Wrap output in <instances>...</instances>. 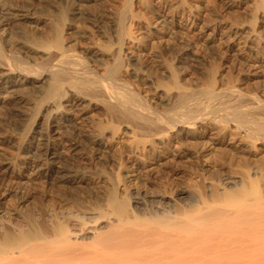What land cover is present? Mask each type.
I'll use <instances>...</instances> for the list:
<instances>
[{
	"label": "bare ground",
	"instance_id": "1",
	"mask_svg": "<svg viewBox=\"0 0 264 264\" xmlns=\"http://www.w3.org/2000/svg\"><path fill=\"white\" fill-rule=\"evenodd\" d=\"M66 1L68 2L69 7L59 5L58 13L53 17V19L50 21V18L49 22L43 21L44 25L49 26L50 28H48L49 34L46 33V35L40 33L38 31L39 27H35L34 31L23 33L25 40H22L23 38H21L22 43L26 41L27 43L25 44H29L24 47L27 50L40 49L44 52L46 51L48 55H50V52H56L55 55L58 56L57 63L55 65L51 64L52 67L50 66L49 68H45L47 66L45 65L43 66L44 70L40 71V67H38L40 70L36 68L33 69V65H31V63L29 66L28 63L25 64L22 62L25 61L23 60L24 57L23 59L18 60L23 63L22 65H26L22 66L24 71L32 73L29 74L30 76L33 75V80H30L31 82H41L43 84L41 89L39 85H34V87L37 88L38 93L40 92L39 94L43 93L37 103L39 106L38 109L40 110L42 103L46 104L45 101L49 100L50 104H47V108L50 109L49 112H53L52 116L57 115L60 112L63 113V116L60 119H56L55 116L53 118V122L56 124V128H64V132H69L65 138V142L68 143L69 151H73L75 149L77 150L78 147L80 148L84 144L88 147L90 152L99 156L98 162L99 159H101L100 161H103L102 165L99 166L100 172L98 173L103 177L102 180L104 184L102 186V191H104V196L103 194H101L102 197L94 195L91 190L93 187L86 186L89 192L87 193L88 198L90 199L89 201H91L89 203L97 209L96 212H93L95 209H92L93 211L89 214L86 212L78 213L77 210V213H74L75 210L59 212L52 218L51 215L47 216L44 223H42L44 220L39 222L34 217H32V220L30 219V222L28 221V223H23V221L19 220L20 215L18 213L12 214L10 212L9 206L11 205H6V202L4 203V201L0 200V264H264V158L260 161L261 164H257L258 160H256V158H252L258 151L264 152V118L258 119L254 116L256 111L260 110L264 104H260L257 106L258 108H256V106L251 107L247 111L239 110L237 106H233V109L225 116L219 117V119L210 118L209 115L199 113L198 111L192 109V107L187 106L188 98L184 94L185 92H180L183 86L181 87V84L177 81L180 78L176 79L175 70L173 67H169L165 71V77H167V79L168 77L171 78V80L169 79L170 81L168 80L169 82L163 81L164 73L162 74L163 77L160 76L158 78L159 80L156 77L159 84L158 87L163 86L161 95H158L159 98H161V101L159 99V105H170L172 103H170L172 98L177 96L179 97L182 107L185 108L183 109L184 112L179 111L180 113L174 112V114L169 115L163 114L160 110H158V103L156 105L157 107L152 105V100H146L140 92L135 91L132 88L133 86L131 87V84L128 81L129 78H132V80H139L144 77H140L141 75H138L141 72L138 73L137 67L140 66V60L136 57L137 54L134 57L126 52V41L133 33L130 31L132 29L129 30L130 19L135 17V15L137 16L133 7L143 5L147 1L123 0V5L120 4L123 6V10L121 12L119 11L120 15L116 20H111L110 22V27H113L112 33H114L112 38L114 40V45H112L115 47L114 50H111V44L113 43L110 41L112 39H109L104 44L99 45L100 48L96 51L89 49L90 51L86 52V54L82 52L85 56H80V54L74 52V50L71 52L73 54L76 53V55L73 56L71 53L67 54L68 47L66 46V43L68 38H70L68 36L74 37L77 35H72L74 33L76 34L75 30V32L71 30V33H69L70 35L67 36L65 33L67 34L66 27H68L67 25H70L69 22L76 19H85L83 12L76 5H81L82 3L86 4L92 0ZM258 1V5H255L256 8L253 9L250 14L249 23L247 22L248 25H246V27L243 26L244 28H236L234 25L232 26L224 21H221V19L217 20L220 25H222L221 34L219 32V35L221 36L222 33H225L224 36H226V41H223L227 42L228 40V49L238 55L241 64H246V62H250L252 60L257 63L264 62V55H257L260 48L264 50V36L262 37L261 34V32H264V0ZM156 10L157 11L155 13H157L158 18L161 19L159 20L163 24L167 25L171 23L166 17L169 13L166 12L167 14H165L163 9L160 7ZM1 17L0 25L2 26L7 25L2 21H8L13 17H18L17 19L20 21L33 19L31 21H34L37 24L41 23L37 18H30L27 15L19 16L17 14L13 15L12 13H5L1 14ZM180 18L182 19V17ZM90 20V18L86 19V21H88L91 25L95 23L94 20ZM194 21L190 33H185L187 34L186 37H190V39H194V37H196L195 35L204 31L203 29L205 23L203 21ZM24 26H26V24H23V27ZM42 26L43 25H41V27ZM84 26L85 25H83V27ZM4 30L5 28L2 29V31ZM80 31L81 30H79V32ZM171 31L173 32L174 30ZM1 34L2 32H0V92L3 91L10 95L11 92L16 91L17 88L14 89V87L19 85L14 78V72L16 70L12 68L15 64L18 67V63L16 62L12 65V63H9L10 61L8 62L3 49L5 38H3ZM79 34L80 37H86V34L83 32H80ZM93 35L96 36L95 34ZM74 41L76 42V40ZM248 50L254 51L255 54L246 56V54H248ZM11 54L12 53H10V55ZM15 54L17 55V53ZM19 56L21 55H18L17 57L20 58ZM46 56L47 55H45V57ZM108 58L110 61L105 63L106 69L104 67L107 79H105V81L101 79V77H98L99 75L96 74L95 68L92 67V63L90 62L93 61L94 63L102 64ZM185 58L183 59L185 60ZM13 59L11 61H13ZM2 60H4V63H2ZM47 60L49 61V59ZM10 64L12 65L11 67ZM39 64L36 63L37 66H39ZM48 64L50 65V63ZM76 65H79L81 69L83 67V69L87 70L82 73L79 71L80 69H77V67L75 69ZM250 65L252 66V63ZM22 67H19V69H22ZM159 67L160 66H158V69ZM144 70H147L146 67ZM18 71L16 72L18 73ZM140 71L143 72V69ZM149 72H151V70ZM215 72H211L208 86L205 91V94H207L210 99L216 98L219 95L215 89L217 80L215 78ZM147 75L145 74V76ZM28 76H25L26 78L24 79H30V76ZM150 77H152V74ZM144 79L146 80L149 78ZM152 79L150 78V80ZM165 79L166 78H164V80ZM152 81H150V83ZM154 84L155 83H153V85ZM65 86H68V88L72 91V93H69L70 95L68 96H66V93L68 92L64 91ZM172 88L176 89V91L179 90L180 93L173 91V93H177L176 95H173L170 91ZM28 89L26 90L28 91ZM154 91L156 92V90ZM26 93L28 96V92ZM80 95L84 97L87 95L88 99L91 98L96 101L93 106L100 108V113L98 114H102L103 119H101V121L96 124L94 128L92 126L87 130L79 129L75 125L76 123L74 124L73 120L70 117H67L63 110L64 105L61 100L67 99V102L72 101L76 103L79 102L78 96ZM33 96H35V94ZM236 96L239 99L238 93H236ZM231 99L233 100L230 102L228 100L230 104H232L231 102L233 101L236 102L233 97H231ZM82 105L84 106V104ZM211 110L213 109L211 108ZM57 111L59 112L56 114ZM208 119L211 120V123L209 124H216V126L222 125L223 127L225 126L224 128L232 126L231 128H234L233 130L242 134L243 138L246 139L244 141L246 143L244 144V142H242L244 145H242L238 151L236 150L237 152L234 154L237 155V153H242L244 155L245 158L241 156L243 161L242 166L246 169L247 174L246 176L238 178V176L236 177L229 172L218 171L213 173L215 176L213 183L211 182L210 184L205 185L207 190L210 192L209 197L200 195L199 199L195 200L192 204L190 202H186L191 196L187 187L177 183L174 179H172V175L177 171H180V169L183 170L182 168H175V160L178 158H185L189 155L185 151L186 148L184 146H186L187 141L184 143V140L193 137L194 134L199 131L206 133V125L204 127V124L207 123ZM90 120L95 119L91 118ZM30 123L31 122H29V124ZM122 124L125 125V130H128V132L131 133V138L133 137V141L131 140V144L129 143L125 151H127V154L130 155V157H127L132 158L134 168H130V166H128L125 162L123 157L124 152H118V154L114 156L117 159L114 160L113 157L109 155L110 151L108 152L106 150L108 147H105L104 144L105 138L103 135L106 134L104 131L109 128V134L111 132L115 133L119 130L118 128H120V125ZM111 129L113 131H111ZM220 130L221 129H219V131ZM222 131V133H224V129ZM23 133L21 135H23ZM173 133H175L178 137V142L176 147H174L172 143V148L168 140L169 135H173ZM113 135H116V133ZM26 139H28V137ZM43 139L45 140L44 146H41L40 143V146L37 144L32 145V139L30 141L27 140L29 142H26L25 138L23 139V141L25 140L26 142L24 148L26 151L25 155H27V158L31 159V161H34L37 164L40 163V169L43 170L41 171V175L51 178V176L53 177V174H55V179L66 183H74L77 179L86 183L87 179L83 178V174H86L89 171L82 174L81 170H79V165V168L76 171H74L76 167L75 169L72 168L74 169L72 171H68L67 169L65 170L64 167H62L63 169L55 167L59 157L57 150H54L53 146H51L48 137ZM112 141H114V138ZM191 142L192 141L188 143ZM5 143L7 145L11 144L10 141H5ZM200 144H203L204 146V143ZM200 144H198V146ZM192 145L197 144L194 143ZM203 146H201V150L205 149H202ZM116 150L119 151L118 149ZM113 152L115 151H112V153ZM116 153L117 152H115V154ZM200 153L199 156L197 154V160L202 156ZM127 154L125 153V155ZM140 155H142L144 159H142ZM170 156L175 159L173 162L174 164L170 163V158L168 159L169 161L167 160ZM222 156H224V153ZM196 158L193 157V159ZM199 160L202 161V158H199ZM11 162L12 161H0V180L6 181L7 184L9 182L12 184L20 177L30 179L28 176L23 175L22 177V175L14 172L15 166L14 163ZM182 162L186 161L183 160ZM149 163L156 164L158 166L159 174L155 176L154 180L157 182L154 181L156 186L152 188V191H148L151 188L148 185V188H146L145 191H142L141 188L143 185L145 184L144 186H146L145 181H149L153 177H148L143 174V167L146 168L150 165ZM200 164L201 165H198L199 168L197 167L196 170L198 169L199 172L201 171V174L204 172L205 174L209 173V171L207 172L208 168L206 167V164ZM109 166L111 167L109 168ZM148 170L149 168L147 171ZM92 171L95 172L94 170ZM96 173L93 175H96ZM133 179H135L136 184L132 182ZM5 191L6 196H16L19 193H17L18 190L15 191L12 186L10 187V185L4 189V192ZM102 191H99L98 193L100 194ZM166 193L171 196H164ZM3 194L5 195V193ZM71 203L74 204V202ZM81 204H84L83 200L79 201V206ZM180 204L182 206H180ZM83 208L81 207L82 211ZM70 209H73V207ZM34 212L36 213V211ZM32 214L34 215L33 212ZM32 214L29 213V216Z\"/></svg>",
	"mask_w": 264,
	"mask_h": 264
},
{
	"label": "rangeland",
	"instance_id": "2",
	"mask_svg": "<svg viewBox=\"0 0 264 264\" xmlns=\"http://www.w3.org/2000/svg\"><path fill=\"white\" fill-rule=\"evenodd\" d=\"M146 1L148 2V4L146 2L143 5L133 7L134 12L135 11L137 12V13L135 12V14H137V16L135 15V17L131 18L130 19L131 21L129 22L130 25L128 24L129 30L132 29L130 31H131V33L132 32L133 33L130 35L131 37H128L129 40L127 39V41H126V52H128V54H130V55H133L134 57L137 54L136 57H138L140 60V64H139L140 66L137 67L138 73L139 72L142 73V74L139 73L138 75H141L140 77L144 76L143 78H141L139 80L135 79L136 81L134 79L132 80V78L128 79L129 83L131 84V87L133 86L132 88L135 91L140 92V94L143 95L146 98V100H148V101L152 100L153 101V102L151 101V104L153 103L152 105L156 106L158 103V106H159L158 110H160L163 114L169 115V114H174V112L175 113L176 112H178V113L184 112L183 109L185 107H182V105L179 101V97H177V96L176 97L174 96L173 97L174 99L172 98V100H175V101H172V100L170 101V103L172 102L171 103L172 105L171 104L170 105H164V104L159 105V102L161 101V98H159V96L162 93L161 90H163V86L158 87L159 84L157 82V79L160 76H162V74L164 73L163 76L166 79L164 80V78H163V81L169 82L171 80V78L168 77V79H167V77H165V75H166L165 71L169 67H173V69L176 72V79L180 78L179 80H177V81H179L178 83L181 84L180 85L181 87L183 86V88L180 87L182 90V91L180 90V92H182V93L185 92L184 94L188 98L187 99V106L192 107V109H194L195 111H198L199 113L209 115L210 118L219 119V117L225 116L228 112H230L233 109V106H237L239 108V110L247 111L251 107L256 106V108H258L257 106H259L260 104H262V105L264 104V62L257 63L254 60H252L250 62H246V64H241L238 55H236L235 52L228 49V46H227L228 40H227V42H225L226 41V36H224L225 33H222L223 36L219 35V32L221 34L222 25H220V23L217 21L218 19L219 20L221 19V21H224L225 23H228L232 26L234 25V27H236V28L246 27V25H248V23H249L250 14L252 13V10L255 9L259 3L258 0H254V1L253 0H247V1L246 0H182V1L181 0H146ZM97 2H99V3H97ZM122 2H123V0H92L86 4L80 3L81 5H79V4H78L79 6L76 5L83 12L85 19H83V20L82 19H76V20L72 21V22L75 21L74 23L69 22L70 25H67L68 26V27H66L67 34L65 33V35L66 36L70 35L69 33H71V30L76 31V34L74 33L72 35H77L74 37L68 36L70 38H68L67 43H66V46L68 47L67 54L68 53L73 54L72 50H74V52L79 53L80 56H85L84 54H86V52L90 51L89 49L96 51L98 48H100L99 45H102L107 40L112 39L114 33H112L113 27H110L111 26L110 22H111V20H116L118 18V16L120 15V12L123 10ZM92 3H94V4H92ZM120 4H122V5H120ZM229 4H231V5L233 4V5L231 6ZM59 5L64 6V7H69L68 6L69 4L66 0H61V1L60 0H0V17H1V14L12 13L13 15H16V14L19 16L27 15L30 18H35V19L37 18L41 22V23L37 24L34 21H31L33 19L20 21L19 19H17L18 17H13L12 19H9L8 21H6V20L2 21L4 24H7V25H4V26L0 25V32H2L1 36L3 38H5V41H4L5 43L3 45L4 54L6 55L8 62L10 61L9 63H12V65H14L16 62L18 63L17 64L18 67L16 66V64H15V66H12L10 64V67L12 66V68L16 71L19 70L18 73L16 71L14 72V78L16 79V81L19 84V85H16L14 87V89L17 88L16 91L11 92L12 94L10 93V95L7 94L6 92H3V91L0 92V112L1 113L3 112L2 114L0 113V123H1L0 124V128H1L0 129V161H3V162L4 161L5 162L6 161H12L11 163H14V166H15L14 172L22 175V177L24 175V176H28L30 178V179H27L25 177H23V178L20 177L19 179H17V181H15L12 184H10V182L7 184L6 181L0 180V198H1L0 200L4 201V203L6 202L5 203L6 205H11V206H9L10 212L12 214L18 213L20 215L19 220L23 221V223H28V221L30 222V219L31 220L33 219L32 217H34L39 222L44 220L42 222V223H44L47 216L51 215V218H52L53 216H56L57 213L64 212V211L67 212V211H71V210L74 211L75 210L74 213H77V212L78 213H85L86 212L88 214L91 213L95 208L93 206H91L89 203L91 201H89L90 199L88 198V194H87L89 192H88V189L86 188V186H90V187L92 186L93 187V188H91V190H92V193L94 195H99L100 197H102L101 194H103V196H104V191H102V189H103L102 186L104 184L103 180H102L103 177L100 176L98 173V172H100L99 166L102 165L103 161H100L101 159H99V162H98L99 156L90 152L88 147H86V145H84V144L82 145V147H80V148L78 147L77 150L75 149L76 151L75 150L69 151L68 143L65 142V138L67 137V134H69V132L68 133L64 132L63 131L64 128H56V124L53 122V120H54L53 118L55 116H56V119H58V118L60 119V118H62L63 113H61V112L58 113L59 111H57L56 114L57 113L58 114L52 116L53 112L52 111L49 112L50 109L47 108V104H50L49 100L45 101L46 104L42 103L40 110L38 109L39 106L37 103L39 102V99L41 98L43 93L39 94L40 92L38 93V90H37V88L34 87V85H39L40 89H41V86L43 84L41 82H36V83L31 82L33 80L32 79L33 75L30 76L29 74H32V73H27L26 71L23 70V67H22V66H26V65H22L23 64L22 62H24L25 64L28 63L29 66L31 63V65H33L32 66L33 69L34 68L38 69V67H40L41 70L40 69H38V70L43 71L44 70L43 66L47 65L45 68H49L50 66L52 67V65H55L57 63L58 56L55 55L56 52H54V53L50 52V55H48V53L46 51L44 52L43 50H40V49H39L40 51L39 50H29V49L27 50L24 47L29 45V44H25V43H27L26 41L22 43L21 38H23L22 40H25V36L23 35V33L24 32L28 33L29 31L32 32L35 30L34 29L35 27H39L38 31L40 33L49 34L48 32H49L50 28H49V26H45L43 21L49 22L50 18H51L50 19V21H51L53 19V17L58 13ZM53 7H55V8H53ZM82 7H83V9H82ZM159 7L161 9H163L165 14H167V13L170 14V15L168 14V16H166V17H167V20H170L171 23L165 25L160 21L161 19L158 18L157 13H155L157 11L156 9ZM35 10H37V11H35ZM36 12L41 14V15L37 14ZM180 17H182V19ZM87 18L88 19L90 18L91 19L90 21L94 20L95 23H93L92 25L89 24V22L86 21ZM201 19H203V20H201ZM157 20H159L161 23ZM193 21L194 22L203 21L205 23L204 29H203L204 31L198 33L199 35L198 34L195 35L196 37H194V39H192V38L190 39V37L187 38L186 36H187V34L190 33V30H192ZM106 22H107V24H106ZM23 24H26V26L23 27ZM32 25H34V26H32ZM41 25H43L44 27L43 26L41 27ZM83 25H85V26L83 27ZM162 25H163V27H162ZM9 27H11V28H9ZM3 28H5L4 31H2ZM21 30H22V32H21ZM25 30H27V31H25ZM79 30H81L80 32L85 33L86 37H80ZM171 30H174L175 32L173 31L174 32L173 33ZM260 30H261V28H260ZM169 31H170V33H169ZM14 32H16V33H14ZM186 32H187V34H185ZM92 33L95 34L96 36H94ZM263 33L264 32H261L262 37L264 36ZM133 34H134V36H133ZM107 35L110 37H108ZM11 36H12V39H11ZM14 37L17 39H15ZM8 38H10V39H8ZM71 39H73V40H71ZM74 40H76V42ZM223 40H225V41H223ZM110 41H112L111 43L114 42L113 39ZM130 42H132V43H130ZM183 42H185V43H183ZM73 45H74V47H73ZM112 45H114V43L111 44V47H112L111 50L112 49L114 50L115 47ZM187 45H188V47H187ZM69 46H70V48H69ZM127 49H128V51H127ZM154 50H155V52H154ZM78 51H80V52H78ZM176 51H178V52H176ZM10 53H12V54L10 55ZM15 53H17V55ZM28 54H30V55H28ZM71 54H69V55H71ZM165 54H167V55H165ZM251 54H255L254 51L248 50V54H246V56H250ZM18 55H21V56H19L20 58L17 57ZM45 55H47V56L45 57ZM74 55H76V53H74L73 56ZM163 55H165V56H163ZM257 55L263 56L264 50L260 48ZM23 57H24V59H23ZM42 57H44V58H42ZM185 57H187V58H185ZM183 58H185V60ZM12 59H13V61H11ZM18 59H23L25 61L19 62ZM47 59H49V61ZM141 59H142V61H141ZM55 60H56V62H55ZM3 61L4 60H2V63H4ZM108 61H110L109 58L106 59L105 62L102 64L94 63L93 61L90 62V63H92L91 64L92 67L95 68L96 74L99 75L98 77H101V79H103V80L106 79V75H105V69H106L105 65L106 64L105 63H108ZM36 63L37 64L42 63V64H39V66H37ZM48 63H50V65ZM170 63H171V65H170ZM251 63H252V66L250 65ZM163 64H164V66H163ZM148 65L149 66L152 65L151 66L152 68L149 67ZM158 66H160L159 69H158ZM16 67H17V69H16ZM19 67H22V69H19ZM76 67L78 70L80 69L79 71H81L82 73H83V71L85 72L87 70V69H83V67H82V69H83L82 70L79 65H76L75 69H76ZM104 67H105V69H104ZM140 67H141V69H140ZM145 67L147 70H144ZM164 67H165V69H164ZM142 69H143V72L140 71ZM148 70L149 71L151 70L152 73L149 72ZM212 71H214V72L216 71L215 72V75H216L215 78L217 80H216V88L215 89L219 95L216 98L210 99L209 96L207 94H205V91L207 89L208 81H209V78H210ZM21 73H23V74H21ZM145 74L146 75L149 74L150 76L152 74V77H150L149 75L145 76ZM156 74H157V76H156ZM25 76H28L30 79H24V78H26ZM156 77H157V79H156ZM144 78H149V79H146L147 80L146 81ZM150 78L151 79L153 78L152 79L153 81L150 80ZM149 80L152 82L150 83ZM16 81H15V83H16ZM131 81H132V83H131ZM143 82H144V84H143ZM153 83H155V84L153 85ZM156 84H158V85H156ZM150 85H152V86H150ZM65 87H64V89H65L64 91L68 92V93H66L67 94L66 96H68L72 93V91L68 88V86H65ZM144 87H145V89H144ZM26 89H28V91ZM66 89H67V91H66ZM154 90H156V92ZM170 91L172 93H173V91L179 92V90L176 91V89H174V88H172ZM26 92H28V96H27ZM175 92L173 93V95L177 94ZM232 92L234 95L232 94ZM236 93H238L239 99L236 96ZM34 94H35V96H33ZM37 96H40V97H37ZM234 96L237 98H235ZM85 97H87V95H85ZM85 97L81 96V95L78 96L79 102H76V103H74L72 101L67 102V99L61 100L63 105H64L63 110H64L66 116L70 117L73 120V123L74 124L76 123L75 125L79 129H82V130L90 129L92 126L94 128L96 126V124H98L101 121V119H103L102 114H98V113H100L99 112L100 108H98V107L96 108L95 106H93V105H95L96 101H94L90 97H89L90 99H88V97L87 98H85ZM231 97H233L236 102L233 101V102H231L232 104H230L229 102L233 100V99H231ZM29 98H31V99H29ZM85 99H87V100H85ZM159 99H160V101H159ZM89 100H90V102H89ZM91 100L94 101L93 104H92L93 101H91ZM228 100H229V102H228ZM87 102H88V104H87ZM82 104H84V106ZM168 106H169V108H168ZM212 106H214V107H212ZM161 107H163V108H161ZM211 108L213 110H211ZM259 108H261V107H259ZM36 109L38 112L36 111ZM209 112H212V113H209ZM254 116H256V118H258V119L264 118V105L262 106V108L260 110L256 111ZM91 118L95 119V120H90ZM32 119H33V122H32ZM28 121L31 123L29 124ZM93 121H95V122H93ZM7 123H9V124H7ZM207 123L204 124V127L206 125V127H205L206 133H202L201 131H199V132H196L193 137L184 140V143H186V141H187L186 146H184L186 148V150H185L186 153L189 154L187 157L178 158L177 160H175L171 156L167 158V160L170 158L169 159L170 163H173L175 160V163H176L175 168H182L183 170L187 169L185 171L180 169V171H177L175 174L172 175V179H174L177 183L181 184L182 186L187 187V189L191 193V196L189 197V199H187L186 202H190L192 204L195 202V200L199 199L200 195H204L206 197H209L210 192L207 190L205 185L210 184L211 182L213 183V180L215 179L214 178L215 176L213 175V173H216L218 171L229 172L236 177L238 176V178L246 176V174H247L246 169L242 166L243 161H242L241 156L244 157V155L242 153L241 154L237 153V155L234 154L235 152H237L241 148L242 145H244L246 143V142H244L246 139L243 138V135L239 134L235 130H233L234 128H231L232 126H227L226 128H224L225 126L223 127L222 125L217 124L218 126H216V124H214V125L209 124V123H211V120H209V119H208ZM27 124H29V125H27ZM122 125H120L121 127L119 126L120 127V128H118L119 130L115 132L116 135H113V134H115L113 132H111L112 135H111V133L109 134V132H110V131H108V130H110L109 128L104 131L106 133V134L104 133L106 136L103 135L105 138L104 144H105V147H108V148H106V150L108 152L110 151L109 155L111 157H113L114 160L117 159L114 156L117 155L118 152H120V151L124 152L123 157L125 159V162L127 163L128 166H130V168H134L132 158H128V157H130V155L127 154V151H125L129 145V143L133 139V137L131 138V135H130L131 133H129L128 130H125V125H123V127H122ZM215 126H216V128H215ZM222 128L224 129V133H222L223 132ZM219 129H221V130L219 131ZM60 130H62V131H60ZM111 131H113V130L111 129ZM19 132H21V133H19ZM22 133L26 137L21 135ZM40 135H42V136H40ZM113 136H115V137H113ZM22 137L25 138L26 142H29L32 139V143H31L32 145H36V144L39 145V143H40L41 146H44L45 140L43 138L48 137V140H50L51 146H53L54 150H57V153L59 156L57 159V164L55 167H60L61 169H63L62 167H64L65 170L67 169L68 171L74 170L75 167H76V169L74 171H76L80 167L79 170H81L82 174L86 171H89L86 174L85 173L83 174L84 175L83 178L87 179L86 183H84L83 181L81 182L80 179H77V181L74 183H66V182H62L58 179H55V177H54L55 174H53V177L51 176V178L41 175V171H43V170L40 169V163L37 164L36 162L31 161V159H28L27 155H25L26 151L24 148H25L26 142H25V140L23 141L24 138H22ZM27 137H28V139H26ZM113 138H114V141H112ZM180 139H181V137H180ZM27 140H29V141H27ZM189 140L192 142L188 143V142H190ZM5 141H10L11 144L7 145L5 143ZM168 141L171 144L172 148H173V145H174V147H176L177 142H178V137L176 136L175 133H173V135H169ZM182 141H183V139H182ZM198 141H200V142H198ZM242 142H244V144ZM172 143H173V145H172ZM194 143H196L197 145H192ZM200 143H204V146H203V144H200ZM198 144H200L199 145L200 147L198 146ZM12 145H14V146H12ZM201 146H203L202 149H204V148L205 149L201 150ZM116 149H118L119 151H117ZM121 149L124 151H122ZM112 151H115L117 153L116 154H115V152L112 153ZM201 151H203L204 153ZM125 153L127 155H125ZM199 153L202 155L201 157H199V158H202V161L199 160V158H198V160L201 162H199L196 158L197 154L199 156ZM223 153H224V156H222ZM75 155H77V156H75ZM95 156H97V157H95ZM140 156L142 159H144V157H142V155H140ZM193 157L196 159H193ZM252 158L253 159L256 158V160H258L257 164H261L260 161L264 158V152L258 151L257 154ZM183 160L186 162H182ZM200 163L206 164V167L209 169V170L207 169V172L209 171V173L205 174V172H204V173H202L203 174L202 175L201 171L199 172L198 169L196 170L198 165L199 166L201 165ZM149 164L150 165H148L146 168L143 167V171H144L143 174L147 175L148 177L149 176L150 177L153 176V177L151 180H149L150 182L148 180L145 181L146 186H144L145 184L143 185V187L141 188L142 191H145L146 188H148V186L151 187L150 190H148V191H152V188H154L156 186L154 183V181H156V180H154V179H155V176L159 174V172H158L159 168L156 164H152V163H149ZM61 165H63V166H61ZM78 165H79V167H78ZM65 166H67V167H65ZM68 167L70 168V170ZM83 167L85 170L83 169ZM87 167H89V168H87ZM110 167L111 166H109V168ZM72 168H74V169H72ZM148 168H149V170L147 171ZM92 170H94L95 172H93ZM96 171L98 174L96 173ZM30 173H31V175H30ZM95 173H96V175H93ZM163 181H165V180H163ZM132 182H134L136 184L135 179H133ZM214 184H216V183H214ZM8 185H10V187L12 186V188L15 191L18 190L17 193L18 192L19 193L16 196H12V195L6 196V191L4 192V189L7 188ZM82 185L83 186L85 185L84 188ZM73 187H75V188H73ZM97 187H100V188H97ZM218 187H221V186H218ZM99 191H102L103 193L100 192V194H99L98 193ZM3 193H5V195ZM96 193H98V194H96ZM148 196H149V194H148ZM164 196L170 197L171 195L166 193ZM24 197H25V199H24ZM15 198H17L18 200ZM78 199H79V201L83 200L84 204H81L79 206ZM87 201H88V203H87ZM7 202H8V204H7ZM71 202H74L75 206ZM72 204H73V206H72ZM180 206H182V205L180 204ZM72 207H73V209H70ZM81 207L82 208L84 207L85 210L83 208V211H82ZM89 207L91 208V211H90ZM76 210H77V212H76ZM34 211H36V213ZM96 211H97V209H95V211H93V212H96ZM32 212L34 213L35 216L32 214ZM29 213L32 214L33 216L32 215L29 216Z\"/></svg>",
	"mask_w": 264,
	"mask_h": 264
}]
</instances>
